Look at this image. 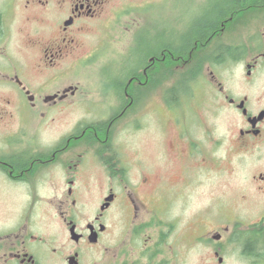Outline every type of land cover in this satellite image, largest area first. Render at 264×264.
Instances as JSON below:
<instances>
[{
    "label": "flooded vegetation",
    "instance_id": "flooded-vegetation-1",
    "mask_svg": "<svg viewBox=\"0 0 264 264\" xmlns=\"http://www.w3.org/2000/svg\"><path fill=\"white\" fill-rule=\"evenodd\" d=\"M118 1L127 0H0V123L13 117L14 108L22 121L20 128L7 130L0 138V186L24 187L26 192L18 194L31 200L13 219L7 213L8 224L0 228V264H264V209L251 212L249 224H240L235 217L232 226L218 219L210 223L208 212H187L192 179L195 176L196 183H202L208 174V131L192 134L177 129L176 139L183 147L184 184L177 187L163 182L147 203L142 188L148 183L146 172L151 174L154 169L139 158L135 164L125 160L127 152L114 144L113 132L129 111L137 114L136 119L125 120V125L135 132L143 127L141 105L158 92L159 66L167 56L173 69L196 71L200 78L209 70L210 83L218 86V95L240 120L232 139L233 148L244 158L239 162L251 160L246 193L263 201L264 94L255 100L251 92L237 95L226 91L217 82L215 69L226 58L245 71L252 82L249 90H264L259 84L264 78V47L234 50L233 56L225 57L227 53L217 47L209 50L219 36L210 46L202 42L189 48L157 47L155 50L187 51L179 54V64L176 52L170 51L167 56H150L137 75L129 77L122 70L121 80L111 84L114 96L102 94L106 101L120 105L114 113L79 122L70 131L54 135L52 141L42 142L35 132L25 133L28 111L49 103L58 108V103L65 104L79 92L77 85L65 84L48 93L46 86L35 87L30 82V73L51 71L57 84L63 73L61 61L87 50L88 32ZM224 27L221 23V34ZM189 50L197 51L192 57ZM95 56L79 59L80 64ZM176 86L174 82L172 87ZM177 98L167 97L175 101L170 108L180 103ZM38 112L43 111L35 113L41 119ZM155 139L159 143L160 134ZM220 143L217 140L214 147ZM157 154L160 157L159 151ZM47 182L55 200L52 212L33 208L39 200L35 187Z\"/></svg>",
    "mask_w": 264,
    "mask_h": 264
},
{
    "label": "rangeland",
    "instance_id": "rangeland-1",
    "mask_svg": "<svg viewBox=\"0 0 264 264\" xmlns=\"http://www.w3.org/2000/svg\"><path fill=\"white\" fill-rule=\"evenodd\" d=\"M222 1L153 0L149 3L141 0L118 1L103 20L88 32L87 50H80L73 57L61 61L60 70L63 73L57 84L53 82L52 78L55 74L51 71L30 73V82L35 87L36 85L46 86L48 93L55 91L58 87L63 88L65 84L77 85L79 92L75 98L65 104L58 103V108L55 106L53 109V104L49 103L41 109L28 111L25 133L35 132L36 136L40 135L42 142L47 138L52 141L55 138L54 135L70 131L79 122H90L99 118L100 115L117 111L120 105L115 100L106 101V97L102 94L114 96L111 84L115 79L121 80L122 70L129 72L135 68L136 64L142 63L143 54L146 51H152L144 50L145 48L154 49L162 42H169L172 38L178 39L193 21L205 16ZM147 44H149L148 47H145ZM212 46L209 50L216 47L221 50V46H236L238 50H241V46L244 50L264 47V10L258 15L249 16L248 14L246 21L242 20L229 26L219 38L214 40ZM93 48L98 50H91ZM209 52L210 56L211 51ZM91 54H97L96 58L81 65L80 60ZM224 59L221 66L215 69L217 82H220L224 89L232 94L251 92L255 100L260 99L264 90L259 89L254 92L249 90L252 82L246 77L245 71L229 63L230 60ZM66 71H68L67 74H65ZM174 71L177 70L174 69ZM161 73L162 71L159 72L158 92L150 95L149 100L141 105L144 115L141 117L140 125L143 127L135 132L131 125H125L127 120L136 119L134 115L137 114L131 115L132 112L129 111L123 119L119 120L123 121L114 126L113 131L114 144L119 146V150L127 152L125 160L135 164L139 158L154 169L151 174L146 172L148 183L142 188L143 201L147 203L154 189L163 187V182L177 187L184 184V176L181 174L184 165L180 154L183 147L176 139L177 129L189 131L192 134H203L208 131L210 134L207 148L209 159L206 165L208 174L202 183H196L195 176L192 179L190 211L188 209L187 212H208L210 223L218 219L223 224L232 226L233 219L237 217L240 224H249L252 221L251 212L263 211L264 200L246 193V185H249L251 177L247 173V166L251 160L249 157L244 163L239 162L244 158H240L233 148L232 139L240 126L239 118L237 119L236 113L230 110L227 103L218 95V86L210 83L209 70L202 74L203 78L197 76L190 81L191 83L182 93H177V99H179L177 103H180L172 108L169 106H172L175 101H168L167 95L174 82L177 83L178 77L175 73L173 75L166 74V71ZM259 84L264 87L263 77ZM2 92L3 89L0 88V96H3ZM24 108H26L25 105ZM154 109L158 112H153ZM12 110L13 117L5 118L0 123V138L7 130L18 129L22 125L16 109ZM40 110L43 114L38 112L42 114L41 119H38L35 113ZM158 134H160L159 143L155 139ZM217 140H221L222 143L214 147ZM132 183L135 184L136 180L134 179ZM5 187L0 186V228L8 224L7 213L13 219L18 214L16 211L26 207L29 201L31 202V200L27 202L18 194L26 192L24 187L23 189ZM51 187L50 182L35 187L34 194L36 193L35 197L39 200L33 208L52 212L55 200L51 195L53 192ZM5 210H12V212H5V215L3 213ZM227 264L236 263L231 261Z\"/></svg>",
    "mask_w": 264,
    "mask_h": 264
},
{
    "label": "trees",
    "instance_id": "trees-1",
    "mask_svg": "<svg viewBox=\"0 0 264 264\" xmlns=\"http://www.w3.org/2000/svg\"><path fill=\"white\" fill-rule=\"evenodd\" d=\"M264 10V0H223L220 4L216 5L210 12H208L205 16L196 19L193 21L192 25L184 32L182 33L178 39H171L169 42H162L158 46L159 48H165V47H176V48H189V47H195V44L204 43L205 45H211V42L218 36L221 35V23H225V27L223 31L229 28V26H232L233 24L237 22H241L242 20L246 21V18L249 14V16L258 15ZM246 13V14H245ZM226 20V21H224ZM216 31V32H215ZM215 32L213 36H211V33ZM163 34V33H162ZM149 44L145 45V47H148ZM157 48V47H156ZM154 49H148L145 48L144 50H152L151 52L146 51L143 54V60L146 61L150 56L155 54H162L167 56L168 52H176L175 54L177 57V64H179V54H184L187 50H155ZM219 48V47H217ZM241 50H244L243 47H240ZM220 50V48L218 49ZM221 50L224 51V53H227L225 57L227 56H233L234 50H238L236 46H221ZM192 53V57L196 54L197 50H189ZM210 52L208 53L207 59L211 56H209ZM142 63L136 64L135 68L133 70L129 71V77L133 76L134 74H138L139 67ZM161 65L159 66V71L163 72L166 71V74L173 75L174 73L177 76V86L170 88L167 97L172 98L177 95V92L179 90H185L187 83L194 80L197 76H199V72L196 71H187L186 70H178L174 71V69L171 67V60L167 56L166 61H161ZM132 85H130V89H132Z\"/></svg>",
    "mask_w": 264,
    "mask_h": 264
}]
</instances>
